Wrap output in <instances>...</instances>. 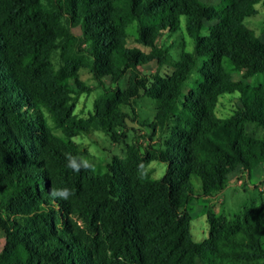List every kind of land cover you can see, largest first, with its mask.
<instances>
[{"label": "trees", "instance_id": "16d2710c", "mask_svg": "<svg viewBox=\"0 0 264 264\" xmlns=\"http://www.w3.org/2000/svg\"><path fill=\"white\" fill-rule=\"evenodd\" d=\"M218 1L0 0V264H264V203L232 217L208 208L209 237L197 242L192 233L196 196L214 197L240 168L250 175L264 163V139L246 127L264 128V80L245 82L264 75V42L244 23L264 0ZM183 21L194 51H183L171 73L144 76L141 66L164 65L160 40ZM135 23L149 53L128 45ZM81 69L116 85L85 121L68 83L89 90ZM236 93L241 106L219 116L220 98ZM142 96L156 100L149 125L165 141L128 144L116 173L66 167L67 153L79 155L72 136L95 127L114 140L129 117L123 107ZM45 111L67 141L53 135ZM155 161L168 165L161 179L148 173ZM53 187L73 195L53 199Z\"/></svg>", "mask_w": 264, "mask_h": 264}, {"label": "rangeland", "instance_id": "374dc122", "mask_svg": "<svg viewBox=\"0 0 264 264\" xmlns=\"http://www.w3.org/2000/svg\"><path fill=\"white\" fill-rule=\"evenodd\" d=\"M203 1L216 8H220L221 6V1L218 0ZM47 2L48 0H43L44 4H47ZM256 10L257 14L247 18L244 23L264 42L263 4H258ZM209 26L210 24L207 23L206 27L208 28ZM72 31L78 36L82 35L80 27L73 28ZM128 35V45L130 47L138 48L145 53L150 52L151 49L142 43L137 30V23L129 27ZM160 45L167 50L164 65L158 67L156 62H151L141 66L140 71L144 76L150 77L158 71L161 74L171 73L183 51H194V43L185 30V21H183V26L179 32H165L160 40ZM83 48L86 50L88 45L85 44ZM201 64L202 61L199 62L198 68ZM198 68L193 72L192 79L200 78ZM227 69L232 73L235 80H245L240 71L233 69L229 65H227ZM78 74L79 79L89 90L83 92V89L78 87L73 79H70L68 83L74 90L72 95L76 104L74 113L77 116V120L85 121L91 116L96 99L104 94L107 87H115L116 85L112 84L110 78L107 77L103 78L102 82H99L90 69H81ZM128 77L129 73L119 81L118 86L120 88H126ZM263 80L264 75H256L246 79L245 82L256 85ZM192 84L190 82L188 86L191 87ZM240 106L238 93L224 95L220 98L218 115L226 117L233 114ZM123 111L127 112L129 117L127 123L115 128L116 137L114 140L107 133L97 130L95 127H91V130L87 132L79 131L71 137V140L77 146L80 156H86L89 159L98 158L99 170L96 172L97 175L108 171L113 173L118 172L116 161L124 157L128 144L136 143L142 150H145L148 146H152L153 144L159 145L160 142L168 138V135L162 134L161 131L153 133L149 125V122L153 120L155 115L156 100L142 96L133 101L131 106L123 107ZM44 114L53 135L62 141H67V134L61 128L56 127L46 111ZM246 127L248 135L264 139V128L254 123H247ZM147 170L152 177L161 179L166 175L168 165L155 161L148 165ZM247 174L243 168H240L230 176L229 184L222 193L211 199L199 196L194 198L190 210L193 217L192 233L197 242H201L209 237V224L206 215L208 208H212L217 213H225L227 216L232 217L242 212L246 206H258L264 203V163L256 166L252 170L251 175ZM74 219L79 225L83 226L82 220L77 217ZM5 237L4 231H1L0 253L5 245Z\"/></svg>", "mask_w": 264, "mask_h": 264}, {"label": "clouds", "instance_id": "9594fccd", "mask_svg": "<svg viewBox=\"0 0 264 264\" xmlns=\"http://www.w3.org/2000/svg\"><path fill=\"white\" fill-rule=\"evenodd\" d=\"M66 167L75 173L86 171L95 174L99 170L98 158L89 159L86 156L67 153L65 155ZM50 195L53 199L68 201L73 195L71 189L67 187H53Z\"/></svg>", "mask_w": 264, "mask_h": 264}, {"label": "crops", "instance_id": "0c3cea01", "mask_svg": "<svg viewBox=\"0 0 264 264\" xmlns=\"http://www.w3.org/2000/svg\"><path fill=\"white\" fill-rule=\"evenodd\" d=\"M240 175V174H239ZM248 175V174H247ZM251 175V174H250ZM217 196V195H216ZM215 197V196H214ZM211 198H213V197H211ZM211 198H206V199H211Z\"/></svg>", "mask_w": 264, "mask_h": 264}]
</instances>
